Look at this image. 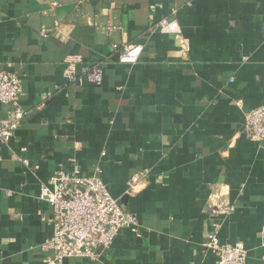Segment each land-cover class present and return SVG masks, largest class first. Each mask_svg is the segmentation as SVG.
<instances>
[{
  "label": "crops",
  "instance_id": "crops-1",
  "mask_svg": "<svg viewBox=\"0 0 264 264\" xmlns=\"http://www.w3.org/2000/svg\"><path fill=\"white\" fill-rule=\"evenodd\" d=\"M134 43L138 60L121 63L115 46ZM3 71L22 91L17 106L0 102V124L16 107L26 116L0 141V264H50L40 186L98 166L137 225L61 264H216L215 229L264 264V143L245 125L264 105V0H0Z\"/></svg>",
  "mask_w": 264,
  "mask_h": 264
},
{
  "label": "built area",
  "instance_id": "built-area-1",
  "mask_svg": "<svg viewBox=\"0 0 264 264\" xmlns=\"http://www.w3.org/2000/svg\"><path fill=\"white\" fill-rule=\"evenodd\" d=\"M176 28V21L170 19L160 23V29L164 32L176 31ZM115 48L120 50L119 61L129 64L135 63L143 50L139 43ZM89 78L96 85L102 84L100 70L91 72ZM69 79L75 81L76 74L71 71ZM21 91L22 80L16 72H0V102L17 106ZM25 116V112L16 107L10 117L0 124L1 142L10 140ZM245 125L252 141L264 143V105L245 112ZM148 175L149 170L133 175L128 183L129 189L134 191ZM40 198L52 207L48 221L53 225V235L47 242V246L54 251V257L48 258L50 264H61L66 258H94L98 249L111 247L123 228L137 225V217L125 210L112 195L99 166L90 175H84L78 169L72 172L59 169L41 184ZM234 209L231 202L225 201L219 205L223 214H230ZM206 246L216 256V264H247L244 243L223 244L216 229L208 234Z\"/></svg>",
  "mask_w": 264,
  "mask_h": 264
}]
</instances>
